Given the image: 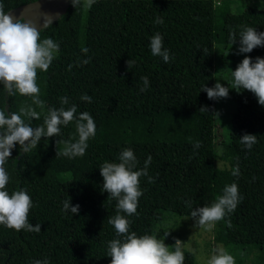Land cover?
Masks as SVG:
<instances>
[{"label": "trees", "instance_id": "1", "mask_svg": "<svg viewBox=\"0 0 264 264\" xmlns=\"http://www.w3.org/2000/svg\"><path fill=\"white\" fill-rule=\"evenodd\" d=\"M34 1L0 4L8 12ZM237 16L228 14L227 43L233 32L239 38L241 26L264 32V10L249 8ZM157 18L163 24H155ZM41 31V39L51 38L60 46L48 71L38 72L43 109L31 97L6 94L0 84V110L10 115L19 114L22 106L34 108L38 120L22 118L35 128L44 124L49 108L75 104L77 115L91 114L96 134L82 157L57 156L64 147H57L58 140L78 139L75 121L61 125L58 137H43L27 154L19 144L13 149L4 165L10 176L7 191H27L33 202L29 222L41 224V231L17 232L0 225V264L44 259L49 264H111L108 242L118 237L107 219L117 214V202L102 191L99 167L119 162L125 148L134 151L137 170L151 155L148 176L155 181L140 178L143 195L137 213L126 217L130 232L154 234V221L164 212L191 218L192 210L211 205L226 185L235 183L241 199L234 212L217 222L215 242L245 249L247 255L255 252V264H264V105L254 93L234 90L237 109L230 142L224 144L230 167L215 166L216 100L202 91L215 83L214 1L94 0L89 8L83 0L76 7L71 0L68 11ZM157 32L169 51L168 63L151 53L150 41ZM233 45L234 71L245 57L253 62L264 58V46L240 53L239 39ZM130 59L135 64L129 69ZM141 77L148 78L146 91L140 90ZM85 94L91 96L90 103L81 100ZM61 97L68 98L67 105ZM245 134L257 136L251 150L240 143ZM236 166L239 175L234 176ZM65 200L80 206L78 214L63 210ZM183 252L184 264H195L194 254Z\"/></svg>", "mask_w": 264, "mask_h": 264}, {"label": "clouds", "instance_id": "2", "mask_svg": "<svg viewBox=\"0 0 264 264\" xmlns=\"http://www.w3.org/2000/svg\"><path fill=\"white\" fill-rule=\"evenodd\" d=\"M80 0H72L76 7ZM94 0H87V7L91 8ZM163 20L157 18L155 24H163ZM52 19L45 17L44 29L50 27ZM242 30L237 38L236 33L231 34L233 44L239 39L240 53H251L255 48L264 46V32H258L256 28L241 26ZM41 30L36 24L27 18L15 19L9 12L4 11L0 4V84L6 90V94L31 97L33 104L44 107V101L40 97V88L37 83L38 72H47L56 54L59 52V44L51 38L41 39ZM151 53L162 57L165 63L170 60L169 51L163 47V37L157 32L150 41ZM85 54L88 49L82 50ZM89 60H84L86 64ZM129 69L135 64L128 60ZM71 70V66L69 68ZM232 80L229 83L232 89L247 90L257 97L260 105H264V58L257 57L253 62L251 57H245L238 64L235 71L231 70ZM146 91L149 81L147 77H141ZM219 81V79H217ZM209 99L226 98L229 88L217 82L214 87L203 88ZM81 100L91 102V96L85 94ZM61 104L67 105L68 98L61 97ZM207 108H201L205 111ZM22 117L39 119L40 114L32 107H21L19 114L0 110V225L19 232L39 233L41 224L35 226L29 222V213L33 207L32 198L26 190H17L9 194L7 185L10 181L8 171L4 167L12 156V151L17 144L23 154L37 149L43 137L51 138L59 136L61 125L67 126L76 122L78 139L75 142L57 141V147L63 143V149L57 151V156L68 158L82 157L88 147V140L95 136L96 125L93 117L88 112L77 115V106L49 108L44 117V124L32 127L25 123ZM257 142V136L245 134L240 138V143L249 150ZM200 145H195L198 148ZM56 156V157H57ZM119 162H104L100 168L103 177L102 191L109 194L108 199L115 200L117 214L109 216L111 224L118 238L108 242V256L111 264H184V242L176 239L173 246L165 244L169 232H165L163 238L157 234H144L138 236L135 231L130 232V221L126 218L137 213L139 198L143 195L140 188V178L148 177L149 183H154V178L148 176V166L152 157L148 156L144 167L137 170V158L131 148H125L118 157ZM220 166V165H219ZM219 170V168H218ZM234 176L239 175V167L233 170ZM241 197L238 185L232 183L226 185L216 200L211 205L195 208L190 212L195 219V226L200 229L211 230L214 225L234 212ZM188 207L191 208L190 202ZM79 205L72 206L71 200L63 202V210L78 214ZM125 213L126 215H122ZM228 226L231 227L230 221ZM34 264H49L47 259L36 260ZM207 264H236L235 258L223 248H218L207 260Z\"/></svg>", "mask_w": 264, "mask_h": 264}, {"label": "rangeland", "instance_id": "3", "mask_svg": "<svg viewBox=\"0 0 264 264\" xmlns=\"http://www.w3.org/2000/svg\"><path fill=\"white\" fill-rule=\"evenodd\" d=\"M87 2V0H83ZM216 6V40L214 48L215 57V83H221L229 88L226 98L215 99V166L219 169H229L230 162L224 158V144L230 142L232 134V121L236 113L237 103L234 100V90L228 82L232 80L233 70L232 53L234 49L232 41L226 42L225 27L227 26L228 14L239 15L246 9L255 8L264 10V0H213ZM239 17V16H237ZM241 31V30H240ZM240 33V32H239ZM237 43V41H236ZM219 79V81L217 80ZM220 165V166H219ZM160 219L154 221V234L163 238L165 232H169L165 244L173 246L176 239L183 241V251H189L195 256V264H207V260L218 248H223L231 254L236 264H255L257 257L255 252L246 254L245 249L225 247L215 242L217 223L211 230L200 229L195 226V219L181 217L171 213H161Z\"/></svg>", "mask_w": 264, "mask_h": 264}, {"label": "water", "instance_id": "4", "mask_svg": "<svg viewBox=\"0 0 264 264\" xmlns=\"http://www.w3.org/2000/svg\"><path fill=\"white\" fill-rule=\"evenodd\" d=\"M70 3L71 0H37L8 12L17 20L22 17L31 20L42 30L45 17H50L52 23L55 22L68 11Z\"/></svg>", "mask_w": 264, "mask_h": 264}]
</instances>
